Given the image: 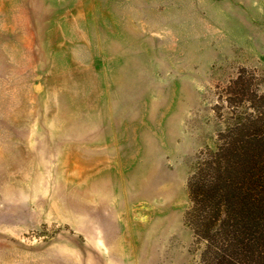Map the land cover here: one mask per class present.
I'll return each instance as SVG.
<instances>
[{
	"label": "rangeland",
	"instance_id": "obj_1",
	"mask_svg": "<svg viewBox=\"0 0 264 264\" xmlns=\"http://www.w3.org/2000/svg\"><path fill=\"white\" fill-rule=\"evenodd\" d=\"M259 97L264 0H0V264H199L187 180Z\"/></svg>",
	"mask_w": 264,
	"mask_h": 264
},
{
	"label": "trees",
	"instance_id": "obj_2",
	"mask_svg": "<svg viewBox=\"0 0 264 264\" xmlns=\"http://www.w3.org/2000/svg\"><path fill=\"white\" fill-rule=\"evenodd\" d=\"M232 85L250 94L241 75ZM244 102L252 113L231 115L187 180L184 221L203 245L199 264H264V97Z\"/></svg>",
	"mask_w": 264,
	"mask_h": 264
}]
</instances>
